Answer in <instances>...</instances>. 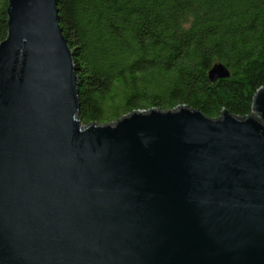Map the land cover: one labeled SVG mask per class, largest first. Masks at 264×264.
<instances>
[{"label":"water","instance_id":"water-1","mask_svg":"<svg viewBox=\"0 0 264 264\" xmlns=\"http://www.w3.org/2000/svg\"><path fill=\"white\" fill-rule=\"evenodd\" d=\"M6 16L0 264H264V88L245 118L181 107L84 127L57 0Z\"/></svg>","mask_w":264,"mask_h":264},{"label":"trees","instance_id":"trees-1","mask_svg":"<svg viewBox=\"0 0 264 264\" xmlns=\"http://www.w3.org/2000/svg\"><path fill=\"white\" fill-rule=\"evenodd\" d=\"M57 11L84 127L181 107L245 118L264 88V0H57ZM217 65L228 78L211 83Z\"/></svg>","mask_w":264,"mask_h":264}]
</instances>
